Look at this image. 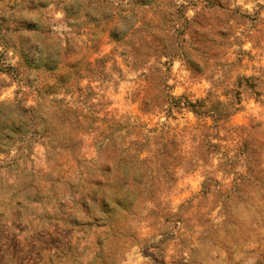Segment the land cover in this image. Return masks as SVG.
Segmentation results:
<instances>
[{"label": "rangeland", "instance_id": "obj_1", "mask_svg": "<svg viewBox=\"0 0 264 264\" xmlns=\"http://www.w3.org/2000/svg\"><path fill=\"white\" fill-rule=\"evenodd\" d=\"M206 1L177 0L194 77L125 0H0V264H264V0Z\"/></svg>", "mask_w": 264, "mask_h": 264}, {"label": "trees", "instance_id": "obj_2", "mask_svg": "<svg viewBox=\"0 0 264 264\" xmlns=\"http://www.w3.org/2000/svg\"><path fill=\"white\" fill-rule=\"evenodd\" d=\"M127 1V5L131 7H136L138 9H142L144 13H150L152 16H155L157 19L160 17V20L158 19L160 25L162 27L167 26V40L168 44H162V43H157V45L153 44H147L150 47V52L145 54V59L148 58H155L159 59L161 57H165L166 59H173V58H180L182 59L185 64L190 67L194 68V73H191L194 77H202V76H208L206 73H202V70H198L199 68L195 66L189 58V51H186L184 48V39H180L182 36V31L181 29L183 27H186L188 25L189 20L186 18V10H187V5H182L177 2V0H125ZM206 4H209L206 0H202ZM187 2V1H186ZM189 4V3H188ZM220 3L216 2L211 5L213 6H219ZM229 14H234L235 12L233 11H228ZM117 24L112 30H108V42L114 44V47L112 49V52L115 51L116 47L122 46L124 48L123 39L127 35L129 31H132L133 35H137L139 33L142 34L143 31L141 28H133L131 25V28L129 26L128 28V22L130 21V17H126L125 15L120 14L117 18ZM183 22L184 25L181 23ZM190 23H193V20H190ZM195 49L194 51H196ZM132 65L134 68H138L140 62L142 60L139 58L138 54V49H133L132 50ZM166 63H163L161 66L163 67ZM197 68V69H196ZM156 70V75L159 76V79L164 80V74L162 73V69H155ZM63 84V83H61ZM60 87L57 88H64L63 90L65 93L71 94V90L68 87H64V85H59ZM79 90L77 89L76 92ZM167 91V86L163 83L161 87L158 89V97L155 105H152L151 107H148L149 101H144L142 102V109L141 111L144 113L149 112L151 109L155 106L159 108L160 110H163L162 106L165 104H169V96L166 94ZM255 96H259L260 93L255 91L254 92ZM207 100H205L203 103L200 104V106H196L191 104L188 101H185L180 105V108L188 109L192 111L196 117H207L209 118L212 122H220V121H225L228 117H230V113H223V114H218L214 113V111L210 110L205 104H207ZM220 104V103H219ZM182 106V107H181ZM199 108H202V112L199 113ZM22 113L25 114L27 113V109L21 108ZM231 110L233 112L238 111L239 109L232 107ZM142 151H139V153Z\"/></svg>", "mask_w": 264, "mask_h": 264}]
</instances>
